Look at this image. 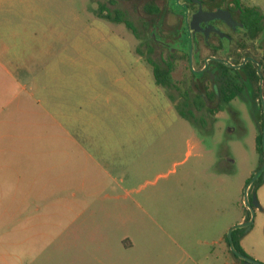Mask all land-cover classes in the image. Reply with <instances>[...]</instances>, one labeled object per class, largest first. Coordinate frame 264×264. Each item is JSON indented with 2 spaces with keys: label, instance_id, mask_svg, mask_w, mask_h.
<instances>
[{
  "label": "rangeland",
  "instance_id": "rangeland-1",
  "mask_svg": "<svg viewBox=\"0 0 264 264\" xmlns=\"http://www.w3.org/2000/svg\"><path fill=\"white\" fill-rule=\"evenodd\" d=\"M28 1L36 6L39 32L51 38L54 48L62 40L67 52L66 76L51 84L53 108L63 101L83 106L63 110L79 148L70 139L61 147L57 128L31 126L45 135L33 136L22 121L11 122L8 115L17 107L27 109L22 88L21 100L5 108L0 121L5 148L47 149L30 154L37 183L30 218L13 210L0 221V264L233 261L228 243L225 253L226 239L250 212L246 188L262 168L256 142L264 122L261 86L230 103L222 97L211 101L199 111L198 104L181 97L194 71L187 59L177 63L169 89L156 84L149 60L163 64L170 54L156 38L175 37L173 47H188L186 29L170 10L182 15L185 0ZM151 2L161 15L146 12ZM241 2L264 15V0ZM118 11L134 30L115 20ZM40 161L48 168L43 175L38 174ZM255 183L249 197L256 194L260 206L240 238L248 256L264 263V177L257 191ZM15 192L17 184L0 178V195ZM38 203L42 211L35 215ZM127 238L132 247L124 245Z\"/></svg>",
  "mask_w": 264,
  "mask_h": 264
},
{
  "label": "crops",
  "instance_id": "crops-1",
  "mask_svg": "<svg viewBox=\"0 0 264 264\" xmlns=\"http://www.w3.org/2000/svg\"><path fill=\"white\" fill-rule=\"evenodd\" d=\"M36 10V6L28 0H0V121H4L1 116L4 115L5 108L15 104L17 100H21L19 90L22 88L28 96L26 99L27 109L17 107L12 115H8L12 119L11 122L22 121L28 127V134L33 136L45 135L40 129L33 130L31 126L44 128V130L50 127L57 128L61 133V147L66 145V141L70 139L71 145L74 148H79L69 132L71 130L68 118L63 110L68 111L83 106L77 104L73 107L68 105L67 101H63L64 104L58 103L55 109L53 108L54 92L51 84L53 81L59 83L65 78L68 55L66 50L61 48L62 40L59 47L54 48L51 38L47 34L39 32L37 26L40 19L35 18ZM44 25L45 23L41 24V26ZM53 58H59V60L51 62ZM73 88L77 90L78 85L76 84ZM60 95L62 96V94ZM91 102L93 103V100ZM16 114H19L20 118L16 117ZM4 138L3 126L0 130V178L11 179L14 184H17V192L10 196L0 195V221L4 217L8 218L13 210H17L25 220H28L34 211V206L30 202L31 192L33 186L37 184L32 178L33 165L30 154L36 150H46L47 147L12 148L9 146L5 148ZM22 154H28V159L21 160ZM47 171V166L40 161L38 174L43 175ZM39 182L45 184L43 180H39ZM9 199L10 203L4 202ZM39 211H42L40 203L36 204L35 215ZM246 218L247 215L242 216L238 223H245ZM240 243L244 248L241 241ZM124 245L132 247L133 242L127 238ZM226 260L225 264L244 263L243 261L237 263L235 258L233 261Z\"/></svg>",
  "mask_w": 264,
  "mask_h": 264
},
{
  "label": "flooded vegetation",
  "instance_id": "flooded-vegetation-1",
  "mask_svg": "<svg viewBox=\"0 0 264 264\" xmlns=\"http://www.w3.org/2000/svg\"><path fill=\"white\" fill-rule=\"evenodd\" d=\"M110 5L116 4L112 1ZM182 7L184 9L182 15L175 13L171 8L170 10L180 20L182 28L186 29L185 43L188 47L181 48L180 45L173 47L171 42L175 43V37L165 36L161 40L156 38L161 46L170 51L169 57H166L165 63L160 66L172 68V78L177 63L182 59H187L189 68L194 69L191 82L189 81L184 93L181 92L182 87L180 88L182 82L179 81V86H176L178 92L182 93L181 97L192 105H203L204 108L211 101L216 103L221 97L224 100L223 91L226 87L236 93L235 99L240 94L243 98L245 93L254 90L258 84L257 86H261L263 96L262 106L264 37L263 32L255 33L254 17L248 14L243 4L238 8L225 0H185ZM220 11L228 12L229 20L209 16ZM161 14L162 12L159 15ZM160 58L163 60L162 53ZM215 76L217 80L220 78V81L213 79ZM208 83L211 84L210 87ZM198 107L194 108L202 111L203 108ZM210 111L209 114L212 113ZM193 113L198 116L195 111ZM209 114L200 113V115ZM261 114L264 119L263 111Z\"/></svg>",
  "mask_w": 264,
  "mask_h": 264
},
{
  "label": "trees",
  "instance_id": "trees-1",
  "mask_svg": "<svg viewBox=\"0 0 264 264\" xmlns=\"http://www.w3.org/2000/svg\"><path fill=\"white\" fill-rule=\"evenodd\" d=\"M225 1H229L233 4L236 5V7L241 8L242 7V2L241 0H225ZM246 11L248 12V14L250 16L254 17V23L256 25V29H255V33L260 34L261 32L264 31V27L262 26L261 22L264 21V16L263 14L260 12L259 9L255 8V7H246ZM145 10L148 14L151 15H158L161 13V9L159 7H157L153 2L146 4L145 5ZM107 17H109V15H106ZM110 18V17H109ZM115 20L119 23H125L130 29L134 30L133 24L130 20H128L125 16V14H123L121 11H118V15L115 17ZM150 64L153 67V71H154V75L156 78V82L158 85L164 86V87H170L172 84V68H161L160 64H158L157 62H154L153 60H149ZM236 96V93L231 91L229 88H225V90L223 91V97L224 100L226 102H230L232 99H234V97ZM199 109L203 108V105H199L198 107ZM181 114L189 119V116L186 112L181 111ZM263 126H264V122L262 123V132L257 136L256 142H257V151L263 155V140H264V136H263ZM264 164V158H262V166ZM250 182V181H249ZM263 184V176H260L258 178V180L255 183V190L257 191V189H259L261 187V185ZM251 218V214L248 211V215L246 218V221H249ZM244 232V229H236L233 231V239H234V244L236 246V248L238 249L239 252H241L242 254L248 256V254L246 253V251L244 250V248L242 247L240 241L241 238L240 236L242 235V233ZM228 244H229V240L227 239ZM232 252V251H231ZM232 254L234 255L235 258L239 259L233 252Z\"/></svg>",
  "mask_w": 264,
  "mask_h": 264
},
{
  "label": "water",
  "instance_id": "water-1",
  "mask_svg": "<svg viewBox=\"0 0 264 264\" xmlns=\"http://www.w3.org/2000/svg\"><path fill=\"white\" fill-rule=\"evenodd\" d=\"M209 16L211 18H223V19H226V20H229L228 17L230 18V14L228 12H223V11L216 12V13H211ZM262 111H263V117H264V99L262 100V110L260 111V114H261ZM261 116H262V114H261ZM262 156L264 158V140H263V155ZM260 174H263V177H264V164H263L260 172L257 173L254 176L253 180L250 182V184L246 188V199H245V201H246L248 209L250 210V213H251L250 220L246 221L245 223L239 224V225L234 226L233 228H231V230L229 231V235H228V240H229V244H230V247H231V251L239 259H241L245 264H264V263H262L260 261L252 259L251 257L246 256V255L242 254L241 252H239L238 249L236 248L235 244H234V239H233V231L234 230L241 229V228H246V230H249L251 228L253 222H254L255 207H259L260 204L258 202L256 194H254L252 199L249 197V190H250V187L258 180V177H259Z\"/></svg>",
  "mask_w": 264,
  "mask_h": 264
},
{
  "label": "bare ground",
  "instance_id": "bare-ground-1",
  "mask_svg": "<svg viewBox=\"0 0 264 264\" xmlns=\"http://www.w3.org/2000/svg\"><path fill=\"white\" fill-rule=\"evenodd\" d=\"M229 6V5H228Z\"/></svg>",
  "mask_w": 264,
  "mask_h": 264
}]
</instances>
